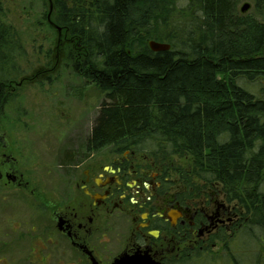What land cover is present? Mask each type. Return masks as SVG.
<instances>
[{"label": "trees", "instance_id": "obj_1", "mask_svg": "<svg viewBox=\"0 0 264 264\" xmlns=\"http://www.w3.org/2000/svg\"><path fill=\"white\" fill-rule=\"evenodd\" d=\"M39 1L73 45L64 67L101 98L70 153L134 151L184 185L217 181L264 206V23L235 19V0ZM149 41L170 49L153 52ZM23 55L0 3V96ZM172 158L184 166L169 169Z\"/></svg>", "mask_w": 264, "mask_h": 264}, {"label": "flooded vegetation", "instance_id": "obj_2", "mask_svg": "<svg viewBox=\"0 0 264 264\" xmlns=\"http://www.w3.org/2000/svg\"><path fill=\"white\" fill-rule=\"evenodd\" d=\"M13 78L3 86L1 110ZM14 146L0 139V191H17L28 201V223L11 231L23 229L16 239L26 243L29 264H113L134 255L155 264H222L224 258L241 264L242 236L250 242L244 254L250 264L264 258L263 205L255 197L241 202L217 181L184 185L177 173H163L164 164L134 151L59 149L56 163L42 164L36 178L38 162L23 160Z\"/></svg>", "mask_w": 264, "mask_h": 264}, {"label": "rangeland", "instance_id": "obj_3", "mask_svg": "<svg viewBox=\"0 0 264 264\" xmlns=\"http://www.w3.org/2000/svg\"><path fill=\"white\" fill-rule=\"evenodd\" d=\"M187 1L180 0V6L184 7ZM0 3L4 21L24 48L22 58L14 62L12 91L0 112V139L14 144L13 149L19 151L23 160L38 162L34 176L41 178L42 164L54 165L61 146H67L64 152H71V148L85 142L101 98L64 67L73 45L65 41L61 32L58 37L48 25L39 0H0ZM245 4L248 9L241 12ZM48 12L49 8L46 15ZM233 15L235 19L245 17L264 23V0H235ZM166 166L175 170L184 164L172 158ZM170 176L175 177L172 173ZM23 198L17 191H0V264H29L26 243L16 239L23 229L11 231L16 229V223H28V201ZM241 242L242 249H247L239 252L241 264H250L248 255H244L248 254L250 242L244 236ZM256 262L264 264V258L257 257Z\"/></svg>", "mask_w": 264, "mask_h": 264}, {"label": "water", "instance_id": "obj_4", "mask_svg": "<svg viewBox=\"0 0 264 264\" xmlns=\"http://www.w3.org/2000/svg\"><path fill=\"white\" fill-rule=\"evenodd\" d=\"M247 9H248V5L245 4L240 8V11L245 12ZM50 13H51V5H49L47 21L48 24L57 31L58 37H60L61 29L50 21ZM148 47L153 52H163V51H168L170 49V46L168 44L159 43L155 41H149ZM113 264H155V263H153L147 256L134 255L132 257H126V256L121 257L117 259Z\"/></svg>", "mask_w": 264, "mask_h": 264}]
</instances>
